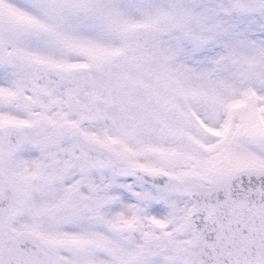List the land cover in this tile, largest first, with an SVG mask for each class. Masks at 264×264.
Returning <instances> with one entry per match:
<instances>
[{
  "label": "snow or ice",
  "instance_id": "snow-or-ice-1",
  "mask_svg": "<svg viewBox=\"0 0 264 264\" xmlns=\"http://www.w3.org/2000/svg\"><path fill=\"white\" fill-rule=\"evenodd\" d=\"M0 264H264V0H0Z\"/></svg>",
  "mask_w": 264,
  "mask_h": 264
}]
</instances>
